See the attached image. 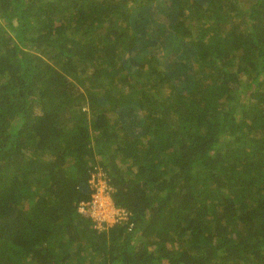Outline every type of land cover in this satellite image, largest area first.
<instances>
[{
	"label": "trees",
	"instance_id": "obj_1",
	"mask_svg": "<svg viewBox=\"0 0 264 264\" xmlns=\"http://www.w3.org/2000/svg\"><path fill=\"white\" fill-rule=\"evenodd\" d=\"M0 264H264V0H0Z\"/></svg>",
	"mask_w": 264,
	"mask_h": 264
},
{
	"label": "built area",
	"instance_id": "obj_2",
	"mask_svg": "<svg viewBox=\"0 0 264 264\" xmlns=\"http://www.w3.org/2000/svg\"><path fill=\"white\" fill-rule=\"evenodd\" d=\"M90 183L95 191L91 200L82 201L79 204V211L82 214H89L96 221V226L99 228H105L107 225L128 219L127 212L123 208L115 206L111 195L112 189L100 167H96L93 171ZM110 214L113 223L108 222Z\"/></svg>",
	"mask_w": 264,
	"mask_h": 264
},
{
	"label": "rangeland",
	"instance_id": "obj_3",
	"mask_svg": "<svg viewBox=\"0 0 264 264\" xmlns=\"http://www.w3.org/2000/svg\"><path fill=\"white\" fill-rule=\"evenodd\" d=\"M110 191H111V190H110ZM115 211H117V210H115ZM108 218H109L108 222L111 221V223H113V221L111 220V219H112V218H111V214H110V216H109Z\"/></svg>",
	"mask_w": 264,
	"mask_h": 264
}]
</instances>
